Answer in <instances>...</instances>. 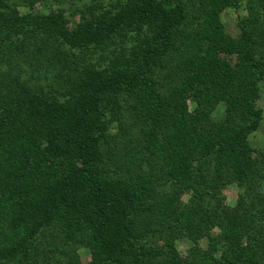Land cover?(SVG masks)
Returning a JSON list of instances; mask_svg holds the SVG:
<instances>
[{"label":"trees","instance_id":"trees-1","mask_svg":"<svg viewBox=\"0 0 264 264\" xmlns=\"http://www.w3.org/2000/svg\"><path fill=\"white\" fill-rule=\"evenodd\" d=\"M38 1L0 0V264H264V0Z\"/></svg>","mask_w":264,"mask_h":264},{"label":"rangeland","instance_id":"rangeland-1","mask_svg":"<svg viewBox=\"0 0 264 264\" xmlns=\"http://www.w3.org/2000/svg\"><path fill=\"white\" fill-rule=\"evenodd\" d=\"M93 0H43L36 2L34 7H30L26 3H22L19 9L22 13L33 12V13H46L50 9H58L63 8L67 17L70 20V25L76 24L81 20V12L78 10V7H82L84 3L90 4ZM97 1V0H96ZM103 3H108L110 0H100ZM252 0H241V4L239 7H231L226 6L221 13V19L225 25L226 30L231 33L232 35L236 36L240 32L239 28V17L247 13V5H249ZM95 3V2H94ZM131 36V35H130ZM133 36V35H132ZM116 45H112L109 47L98 48L94 51L93 58L98 59L100 58V53L103 55H112L116 54L118 50H124V46H131L129 43L134 44V39L130 38L127 40L125 44L116 40ZM108 60H103L101 63L98 62V66H106L108 64ZM167 68H163L159 74V79L164 80L165 72ZM188 104L192 107L193 103L191 100L188 101ZM259 106L264 109V82L262 83V98L259 100ZM226 110V105L224 102H220L216 108L212 112V116L215 119H220L224 117ZM119 124L114 123L111 127L112 133L118 134L119 133ZM250 141L252 145L256 148L264 149V120L260 128L253 132L250 136ZM224 195L226 196L227 203L230 205H235L239 195V188L236 184H229L223 190ZM201 244H205L206 239L199 240ZM94 243V242H93ZM92 244L88 246H79L78 247V256L79 259L86 263L91 260L92 258ZM195 245V241L189 239L188 237H181L177 240V247L181 253H188L190 248ZM216 255H220V252H217Z\"/></svg>","mask_w":264,"mask_h":264}]
</instances>
